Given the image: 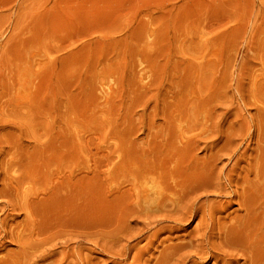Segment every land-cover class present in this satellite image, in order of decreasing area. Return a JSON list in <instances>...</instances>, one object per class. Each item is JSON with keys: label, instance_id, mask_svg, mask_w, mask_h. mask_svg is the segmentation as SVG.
<instances>
[{"label": "rangeland", "instance_id": "374dc122", "mask_svg": "<svg viewBox=\"0 0 264 264\" xmlns=\"http://www.w3.org/2000/svg\"><path fill=\"white\" fill-rule=\"evenodd\" d=\"M262 180L264 0H0V264H264Z\"/></svg>", "mask_w": 264, "mask_h": 264}, {"label": "bare ground", "instance_id": "6f19581e", "mask_svg": "<svg viewBox=\"0 0 264 264\" xmlns=\"http://www.w3.org/2000/svg\"><path fill=\"white\" fill-rule=\"evenodd\" d=\"M186 135H187V134H186ZM188 137H189V136H188ZM191 137H192V136H191ZM193 137H194V136H193ZM193 137H192V138H193ZM198 137H199V136H198ZM198 137H197V138H198ZM175 138H176V137H175ZM181 138H182V137H181ZM189 138H190V137H189ZM195 138H196V137H195ZM200 138H201V137H200ZM200 138H199V139H200ZM179 139H180V137H179ZM186 139H187V137H186ZM186 139H185V140H186ZM169 140H170V139H169ZM181 140H182V139H181ZM187 140H188V139H187ZM190 140H191V139H190ZM193 140H194V139H193ZM204 140H205V139H204ZM174 141H175V140H174ZM178 141H180V140H178ZM182 141H183V140H182ZM171 142H172V141H171ZM202 142H203V141H202ZM183 143H185V142H183ZM186 143H187V142H186ZM188 143H189V142H188ZM191 143H192V141H191ZM165 144H166V143H165ZM168 144H169V143H168ZM171 144H172V143H171ZM203 144H204V143H203ZM182 145H183V144H182ZM185 145H186V144H185ZM185 145H184V147H185ZM194 145H195V144H194ZM189 146H190V145H189ZM198 146H199V145H198ZM171 147H172V146H171ZM175 147H176V146H175ZM192 147H193V146H192ZM169 150H170V149H169ZM182 150L185 151L186 149L183 148ZM149 151H150V150H149ZM195 151H196V150H195ZM195 151H194V152H195ZM151 152H152V151H151ZM162 152H163V151H162ZM164 152H165V151H164ZM178 152L180 153V151H178ZM208 152H209V151H208ZM187 153H188V152H187ZM190 153H191V151H190ZM172 154H173V153H172ZM172 154H171V155H172ZM182 154H184V152L181 153V155H182ZM210 154H211V153H210ZM161 155H162V154H161ZM176 155H177V154H176ZM178 155H179V154H178ZM178 155H177V156H178ZM181 155H180V158H182ZM215 155H216V154H215ZM174 156H175V155H174ZM174 156H173V157H174ZM194 156H195V155H194ZM206 156H207V155H206ZM167 157H168V156H167ZM186 158H187V155H186ZM190 158H191V157H190ZM211 158H212V157H211ZM214 158H215V157H214ZM164 159H165V158H164ZM184 159H185V158H184ZM168 160H170V159H168ZM175 160H176V159H175ZM186 160H189V159H186ZM196 160H197V159H196ZM173 161H174V160H173ZM176 161H177V160H176ZM197 161H198V160H197ZM197 161H196V162H197ZM178 162H179V160H178ZM192 162H194V161H192ZM209 162H210V161H209ZM161 163H162V162H161ZM176 163H177V162H176ZM184 163H185V162H183V164H184ZM186 163H187V162H186ZM197 163H198V162H197ZM197 163H196V164H197ZM187 164H188V163H187ZM212 164H213V163H212ZM155 165H156V164H155ZM164 165H165V163H164ZM172 165H174V164H172ZM189 165H190V164H189ZM205 165H206V161H205ZM205 165L202 166V167L204 168ZM235 165H236V163H235ZM260 165H261V164H260ZM148 166H149V165H148ZM167 166H168V165H167ZM169 166H170V165H169ZM180 166H182V165H180ZM144 167H147V166L144 165ZM156 167H157V166H156ZM160 167H161V166H160ZM170 167H171V166H170ZM175 167H176V166H175ZM184 167H186V166H184ZM200 167H201V166H200ZM221 167H222V166H221ZM127 168H128V167H127ZM173 168H174V167H173ZM176 168H177V167H176ZM176 168H175V169H176ZM197 168H198V167H197ZM197 168H196V170H197ZM205 168H206V167H205ZM146 169H147V168H146ZM164 169H165V168H164ZM164 169H163V170H164ZM179 169H180V168H179ZM181 169H182V168H181ZM192 169H193V168H192ZM212 169H213V168H212ZM124 170H125V169H124ZM140 170H141V169H140ZM150 170H151V169H150ZM157 170H158V169H157ZM215 170H216V169H215ZM134 171H135V170H134ZM155 171H156V170H155ZM164 171H165V170H164ZM180 171H181V170H180ZM204 171H205V170H204ZM170 172H171V171H170ZM178 172H179V171H178ZM185 172L188 173L189 171H186V170L184 169V173H185ZM191 172H192V171H191ZM191 172H190V173H191ZM196 172H197V171H196ZM206 172H207V171H206ZM259 172H260V171H259ZM144 173H145V170H144ZM148 173H150V172L148 171ZM148 173H147V176H148ZM156 173H157V172H156ZM173 173H174V171H173ZM212 173H213V172H212ZM255 173H256V172H255ZM255 173H254V174H255ZM29 174H30V173H29ZM152 174H153V173H152ZM159 174H160V172H159ZM168 174H169V173H168ZM171 174H172V173H171ZM171 174H170V175H171ZM179 174H180V173H179ZM182 174H183V173H182ZM191 174H192V173H191ZM191 174H190V175H191ZM204 174H205V172H204ZM247 174H248V173H247ZM247 174H246V175H247ZM30 175H31V174H30ZM140 175H141V174H140ZM140 175H139V176H140ZM145 175H146V174H145ZM157 175H158V174H157ZM170 175H169V177H170ZM175 175H176V173H175ZM208 175H210V174H208ZM142 176H144V175H142ZM150 176H151V174H150ZM155 176H156V175H155ZM199 176H200V175H199ZM218 176H219V175H218ZM244 176H245V175H244ZM29 177H30V176H29ZM45 177H46V176H45ZM151 177H152V176H151ZM153 177H154V175H153ZM161 177H162V176H161ZM161 177L158 176V178H161ZM169 177H168V178H169ZM173 177H174V176H173ZM178 177H180L179 180H178L177 176H176L177 180L172 178L173 183L170 182V184H166V183L164 184V183L158 182L159 180H157V179H154V181H153V180L150 181V183H153V184H154V185H149V188H151L150 186L154 187V188H153V189H154V190H153V195H154V194H155V195L153 196L152 193H151V196H153L154 198H155V196H156V199H153V201L155 200V202H154V205H155V206L152 205V204H153V203H152L153 201L150 202L151 204H148L149 202L146 204L147 201H144V204H146V206H148V205H149V206L152 205L153 208H155V210H156V208H157L158 211L161 210V212H162V211H166V212H167V211L169 210V213H170V214H171V212H172V213H173V212H176L175 214H177V212H178L177 210H180V214H179V215H181V218H180V219H182V220L190 219L191 216L197 217V214H198V212H199V211H198L199 208L196 209L195 206H194L193 208H187V206H186V209H178L179 207L182 208V207L180 206V204L178 205V203L181 202V198L183 197V196L181 197L180 195H184V193H185V192L187 191V189H188L187 183H188L189 181H192V179H190L189 177H187L185 174H184V175H178ZM129 178H130V176H129ZM134 178H137V177H134ZM139 178H140V177H139ZM144 178H146V177L144 176ZM144 178H143V179L141 178V179L144 181V180H145ZM155 178H156V177H155ZM163 178H164V177H163ZM165 178H166V177H165ZM165 178H164V179H165ZM181 178H182V179H181ZM192 178H193V175H192ZM195 178H196V177H195ZM219 178H220V177H219ZM227 178H228V177H227ZM255 178H256V177H255ZM29 179H30V178H29ZM151 179H153V178H151ZM164 179H162V180H164ZM170 179H171V177H170ZM203 179H204V178H202V180H203ZM206 179H207V178H206ZM238 179H239V178H238ZM8 180H9V179H8ZM8 180H7V181H8ZM134 180H135V179H134ZM155 180H157V182H155ZM165 180H166V179H165ZM200 180H201V179H200ZM235 180H237V179H235ZM11 181H12V180H11ZM131 181H132V180H131ZM138 181H139V180H138ZM148 181H149V180H148ZM203 181H204V180H203ZM205 181H206V180H205ZM212 181H213V180H212ZM237 181H238V180H237ZM262 181H264V180H262ZM135 182H137V181H135ZM139 182H140V181H139ZM141 182H142V181H141ZM141 182H140V184H142ZM167 182H168V181H167ZM196 182L199 183L198 180H196ZM200 182H201V181H200ZM206 182H207V181H206ZM213 182H214V181H213ZM219 182H220V181H219ZM238 182H239V181H238ZM243 182H244V181H243ZM252 182H253V181H252ZM145 183H147V182L145 181ZM194 183H195V182H194ZM194 183H192L193 186H195ZM210 183H211V182H210ZM220 183H221V182H220ZM255 183H256V182H255ZM260 183H261V182H260ZM118 184H119V183H118ZM127 184H128V182H127ZM129 184H130V183H129ZM136 184H137V183H136ZM148 184H149V183H148ZM6 185H7V184H6ZM11 185H12V184H11ZM143 185L145 186L144 183H143ZM188 185H190V184H188ZM214 185H215V184H214ZM226 185H227V184H226ZM237 185H238V184H237ZM259 185H260V184H259ZM134 186H135V185H134ZM144 186H141V187H144ZM197 186H199V185H197ZM222 186H223V185H222ZM243 186H244V183H243ZM14 187H15V186H14ZM141 187H140V188H141ZM147 187H148V185H147ZM147 187H146V188H147ZM191 187H192V186H191ZM202 187H203V186H202ZM202 187H201V188H202ZM211 187H212V186H211ZM223 187H224V186H223ZM244 187H245V186H244ZM244 187H243V188H244ZM17 188H18V187H17ZM55 188H56V187H55ZM115 188H116V187H115ZM118 188H119V187H118ZM127 188H128V187H127ZM138 188H139V187H138ZM138 188H135V189H138ZM146 188H144V189L142 190V192H141V190H140V192H141V197L143 196V198L146 197V196H148V195H149V192L151 191V190L148 191V190H147L148 188H147V189H146ZM189 188H190V186H189ZM201 188H200V189H201ZM204 188L207 189V186L204 187ZM209 188H210V187H209ZM218 188H219V186H218ZM243 188H242V189H243ZM250 188H251V187H250ZM258 188H259V187H258ZM9 189H10V188H9ZM15 189H16V188H15ZM58 189H59V188H58ZM116 189H117V188H116ZM131 189H133V186H132ZM151 189H152V188H151ZM195 189H196V188H195ZM195 189H194V190H195ZM211 189H212V188H211ZM247 189H248V188H247ZM60 190H61V189H60ZM114 190H115V189H114ZM119 190H120V188H119ZM138 190H139V189H138ZM138 190H136V191H138ZM189 190H190V189H189ZM189 190H188V191H189ZM208 190H209V189H208ZM254 190H255V189H254ZM129 191H130V190H129ZM196 191H197V190H196ZM215 191H216V190H215ZM248 191H249V190H248ZM251 191H252V190H251ZM15 192H16V191H15ZM47 192H48V191H47ZM56 192H57V191H56ZM120 192H121V191H120ZM134 192H135V191H134ZM138 192H139V191H138ZM140 192H139V194H140ZM207 192H208V191H207ZM122 193H123V192H122ZM126 193H127V191H126ZM130 193H131V191H130ZM132 193H133V192H132ZM132 193H131V194H132ZM191 193H194V191H192V192L190 191V194H189L190 196H192ZM201 193H202V192H201ZM213 193H214V192H213ZM248 193H250V192H248ZM260 193H261V192H260ZM123 194H124V193H123ZM134 194H135V193H134ZM136 194H137V193H136ZM187 194H188V193H187ZM226 194H227V193H226ZM241 194H242V193H241ZM244 194H245V193H244ZM258 194H259V192H258ZM262 194H264V193H262ZM51 195H53V194H51ZM189 195H187V196H189ZM203 195H204V194H203ZM223 195H224V194H223ZM252 195H253V194H252ZM130 196H131V195H130ZM137 196H139V195H137ZM151 196H150V199L153 198V197H151ZM215 196H216V195H215ZM233 196H234V195H233ZM243 196H244V195H243ZM260 196H261V195H260ZM48 197H49V196H48ZM92 197H93V196H92ZM131 197H132V196H131ZM239 197H240V195H239ZM245 197H246V196H245ZM254 197H257V196H254ZM261 197H262V196H261ZM132 198H133V197H132ZM135 198H136V195H135ZM146 198H147V197H146ZM148 198H149V197H148ZM183 198H184V197H183ZM203 198H204V197H203ZM250 198H251V197H250ZM24 199H25V198H24ZM24 199H23V200H24ZM89 199H90V198H89ZM112 199H113V198H112ZM139 199H140V196H139ZM139 199H138V200H139ZM144 199H145V198H144ZM187 199H188V198L186 197V201H187ZM206 199H207V198H206ZM122 200H123V199H122ZM129 200H130V199H129ZM138 200H137L136 203L139 204V202L142 201V198H141V201L139 200V202H138ZM145 200H146V199H145ZM239 200H241V199H239ZM246 200H247V199H246ZM260 200H261V198H260ZM44 201H45V200H44ZM61 201H62V199H61ZM87 201H88V200H87ZM90 201H91V200H90ZM134 201H136V199H135ZM148 201H149V199H148ZM258 201H259V200H258ZM258 201H257V202H258ZM30 202H31V201H30ZM32 202H33V201H32ZM191 202H193V201L191 200ZM197 202H198V201H197ZM211 202H213V201H211ZM225 202H226V201H225ZM188 203H189V202H188ZM229 203H230V202H229ZM255 203H256V202H255ZM47 204H48V203H47ZM129 204H131V203H129ZM138 204H136V205L138 206ZM184 204L186 205V203H183V205H184ZM209 204H210V203H209ZM227 204H228V203H227ZM22 205H23V204H22ZM136 205H135V206H136ZM142 205H143V202H142ZM142 205H140V206H142ZM188 205H189V204H188ZM191 205H192V204H191ZM215 205H216V204H215ZM221 205H223V204H221ZM249 205H250V204H249ZM249 205H248V206H249ZM252 205H253V204H252ZM84 206H85V205H84ZM115 206H116V205H115ZM125 206L127 207V205H125ZM135 206H134V207H135ZM140 206H138V207H140ZM178 206H179V207H178ZM205 206H206V205H205ZM223 206H225V205H223ZM238 206H239V205H238ZM248 206H247V207H248ZM132 207H133V205H132ZM183 207H184V206H183ZM189 207H190V206H189ZM191 207H192V206H191ZM196 207H197V206H196ZM211 207H213V206H211ZM219 207H220V206H219ZM242 207H243V206H242ZM256 207H257V206H256ZM151 208H152V207H151ZM153 208H152V209H153ZM201 208H202V207H201ZM237 208H238V207H237ZM237 208H236V209H237ZM254 208H255V207H254ZM118 209H119V208H118ZM136 209H137V208H136ZM138 209H139V208H138ZM148 209H149V208H148ZM148 209H147V210H148ZM152 209H151V210H152ZM216 209H217V208H216ZM216 209H215V211H216ZM250 209H252V207H251ZM54 210H55V209H54ZM121 210H122V209H121ZM124 210H125V209H124ZM131 210H132V208H131ZM141 210H143V209L141 208ZM205 210H206V209H205ZM219 210H220V208H219ZM221 210H222V209H221ZM223 210H224V208H223ZM245 210H246V209H245ZM40 211H41V210H40ZM115 211H116V210H115ZM143 211H144V210H143ZM149 211H150V209H149ZM153 211H154V209H153ZM212 211H214V210H212ZM235 211H236V210H235ZM248 211H249V210H248ZM251 211H252V210H251ZM56 212H57V211H56ZM132 212H133V211H132ZM151 212H152V211H151ZM155 212H156V211H155ZM166 212H164V214H165ZM200 212H201V211H200ZM208 212H209V211H208ZM210 212H211V211H210ZM219 212H221V211H219ZM246 212H247V211H246ZM249 212H250V211H249ZM116 213H117V212H116ZM126 213H127V212H126ZM144 213H146V212H144ZM147 213H148V212H147ZM149 213H150V212H149ZM169 213H168V215H169ZM178 213H179V212H178ZM202 213H203V212H202ZM205 213H206V212H205ZM232 213H233V212H232ZM236 213H237V212H236ZM255 213H256V212H255ZM258 213H260V212H258ZM262 213H264V212H262ZM28 214H29V213H28ZM30 214H31V213H30ZM118 214H119V213H118ZM131 214H133V213H131ZM138 214H139V213H138ZM140 214H141V213H140ZM142 214H143V213H142ZM161 214H162V213H161ZM175 214H174L173 216H175ZM239 214H240V213H239ZM247 214H248V213H247ZM60 215H61V214H60ZM119 215H120V214H119ZM144 215H145V214H144ZM146 215H147V214H146ZM158 215H159V214H158ZM179 215H178V216H179ZM207 215H209V214H207ZM218 215H219V214H218ZM237 215H238V214H237ZM245 215H246V214H245ZM254 215H255V214H254ZM45 216H46V215H45ZM121 216H122V214H121ZM124 216H127V215L124 214ZM132 216H133V215H132ZM154 216H155V215H154ZM171 216H172V214H171ZM173 216H172V217H173ZM178 216H177V219L180 217V216H179V217H178ZM200 216H201V215H200ZM200 216H199V217H200ZM211 216H212V215H211ZM216 216H217V215H216ZM224 216H225V215H224ZM249 216H250V215H249ZM42 217H43V216H42ZM114 217H115V216H114ZM144 217H146V216H144ZM148 217H149V216H148ZM167 217H168V216H167ZM167 217H166V219H167ZM172 217H170V218H172ZM185 217H186V218H185ZM208 217H209V216H208ZM220 217H221V216H220ZM231 217H232V216H231ZM241 217H242V216H241ZM247 217H248V216H247ZM252 217H253V215H252ZM262 217H264V216H262ZM50 218H51V216H50ZM140 218H141V217H140ZM140 218H139V219H140ZM184 218H185V219H184ZM197 218H198V217H197ZM28 219H29V218H28ZM40 219H41V218H40ZM48 219H49V218H48ZM78 219H79V218H78ZM120 219H121V218H120ZM146 219H147V218H146ZM146 219H145V220H146ZM172 219H173V218H172ZM209 219L212 220V218H210V217H209ZM215 219H216V218H215ZM227 219H228V218H227ZM229 219H230V218H229ZM245 219H246V218H245ZM250 219H251V218H250ZM31 220H32V219H31ZM44 220H45V218H44ZM46 220H47V219H46ZM123 220H124V219H123ZM126 220H127V219H126ZM129 220H130V219H129ZM134 220H135V219H134ZM136 220H137V219H136ZM153 220H154V218H153ZM159 220H160V219H159ZM173 220H176V219H173ZM199 220H202V219H199ZM47 221H48V220H47ZM53 221H54V220H53ZM177 221H178V220H177ZM189 221H190V220H189ZM202 221H203V220H202ZM202 221H201V222H202ZM217 221H218V220H217ZM220 221H222V220H220ZM234 221H235V220H234ZM236 221H237V220H236ZM249 221H250V220H249ZM253 221H256V220H253ZM29 222H30V221H29ZM34 222H36V221L34 220ZM136 222H137V221H136ZM147 222H149V221H147ZM174 222H175V221H174ZM180 222H181V221H180ZM237 222H238V221H237ZM245 222H246V221H245ZM124 223H125V222H124ZM126 223H127V221H126ZM159 223H160V222H159ZM182 223H183V222H182ZM229 223H230V222H229ZM35 224H36V223H35ZM200 224H201V223H200ZM232 224H233V223H232ZM246 224H247V223H246ZM130 225H131V223H130ZM161 225H162V224H161ZM178 225H179V224H178ZM194 225H195V224H194ZM198 225H199V223H198ZM202 225H203V224H202ZM217 225H219V224H217ZM226 225H227V224H226ZM237 225H239V224H237ZM240 225H241V224H240ZM35 226H36V225H35ZM141 226H143V225L141 224ZM150 226H151V225H150ZM170 226H171V225H170ZM175 226H176V225H175ZM185 226H186V225H185ZM205 226H206V225H205ZM222 226H223V225H222ZM255 226H256V225H255ZM255 226H254V229H256ZM261 226H262V225H261ZM32 227H33V226H32ZM36 227H39V226H36ZM36 227H35V228H36ZM60 227H61V226H60ZM126 227H127V225H126ZM128 227H129V226H128ZM128 227H127V230H128V231H129V230L131 231V229H128ZM132 227H133V226H132ZM135 227H136V226H135ZM137 227H138V226H137ZM137 227H136V229H137ZM153 227H154V226H153ZM171 227H172V226H171ZM177 227H178V226H177ZM196 227L198 228L199 226L196 225ZM213 227H214V226H213ZM220 227H221V226H220ZM232 227H233V226H231V228H232ZM237 227H238V226H237ZM240 227H241V226H240ZM250 227H251V226H250ZM258 227H259V225H258ZM48 228H49V227H48ZM54 228H55V227H54ZM129 228H130V227H129ZM139 228H140V227H139ZM142 228H143V227H142ZM146 228H148V227H146ZM165 228H166V227H164V230H165ZM168 228H170V227L168 226ZM168 228H166V229H168ZM197 228H196V229H197ZM199 228H200V227H199ZM248 228H249V227H248ZM37 229H38V228H37ZM49 229H50V228H49ZM144 229H145V228H144ZM149 229H150V227H149ZM152 229H153V228H152ZM154 229H155V228H154ZM174 229H175V228H174ZM174 229H172V230H174ZM192 229H193V228H192ZM202 229H203V228H202ZM232 229H233V228H232ZM235 229H236V228H235ZM238 229H239V228H238ZM242 229H243V228H242ZM244 229H245V227H244ZM32 230H33V229H32ZM44 230H45V229H44ZM58 230H60V229H58ZM61 230H62V228H61ZM122 230H123V229H122ZM161 230H163V229H161ZM164 230H163V231H164ZM198 230H199V229H198ZM219 230H220V229H219ZM229 230H230V229H229ZM246 230H247V229H246ZM260 230H261V229H260ZM33 231H35V229H34ZM33 231H32V232H33ZM45 231H47V230H45ZM45 231H44V232H45ZM128 231H127V232H128ZM159 231H160V230H159ZM190 231H191V230H190ZM192 231H193V230H192ZM208 231H209V230H208ZM210 231H211V230H210ZM222 231H223V230H222ZM225 231H226V230H225ZM48 232H49V231H48ZM52 232H53V231H51V233H52ZM55 232H56V231H55ZM55 232H54V233H55ZM61 232H62V231H61ZM61 232H59V233L61 234ZM124 232H125V231H124ZM143 232H144V230H143ZM166 232H167V230H166ZM170 232H171V231H170ZM170 232H169V233H170ZM188 232H189V231H188ZM198 232H199V231H198ZM200 232H201V231H200ZM213 232H214V231H213ZM217 232H218V231H217ZM234 232H235V231H234ZM257 232H258V231H257ZM26 233H27V232H26ZM35 233H36V232H35ZM54 233H53V234H54ZM57 233H58V231H57ZM59 233H58V235L60 236ZM141 233H142V232H141ZM158 233H159V232H158ZM180 233H181V232H180ZM185 233H186V232H185ZM205 233H206V232H205ZM223 233H224V232H223ZM228 233H229V232H228ZM250 233H251V232H250ZM33 234H34V233H33ZM36 234H37V233H36ZM40 234H41V233H40ZM150 234H152V233H150ZM156 234H157V233H156ZM190 234H191V233H190ZM195 234H196V233H195ZM208 234H211V233H208ZM255 234H256V233H255ZM259 234H260V233H259ZM26 235H27V234H26ZM26 235H25V236H26ZM125 235H126V234H125ZM128 235H130V234H128ZM128 235H127V236H128ZM134 235H135V234H134ZM143 235H144V234H143ZM178 235H179V234H178ZM181 235H182V233H181ZM242 235H243V234H242ZM244 235H245V234H244ZM256 235H257V234H256ZM17 236H18V235H17ZM41 236H42V234H41ZM50 236H51V238H53L52 235H50ZM54 236H57V234L54 235ZM117 236H119V235H117ZM132 236H133V235H132ZM167 236H169V235H167ZM183 236H184V235H183ZM186 236H187V234H186ZM206 236H207V235H206ZM210 236H212V234H211ZM210 236H209V237H210ZM217 236H218V234H217ZM230 236H231V235H230ZM230 236H229V237H230ZM234 236H235V235H234ZM236 236H238V235L236 234ZM259 236H260V235H258V238H260V240H261V237H259ZM42 237H43V236H42ZM42 237H41V238H42ZM60 237H62V235H61ZM149 237H151V236H149ZM170 237H171V236H170ZM200 237H201V236H200ZM244 237H245V236H244ZM247 237H248V236H247ZM247 237H246V238H247ZM251 237H252V236H251ZM39 238H40V237H39ZM44 238H45V236H44ZM139 238H140V237H139ZM160 238H161V237H160ZM163 238H164V237H163ZM174 238H175V237H174ZM178 238H179V237H178ZM194 238H195V237H194ZM202 238H203V237H202ZM253 238H254V237H253ZM262 238H264V237H262ZM19 239H20V238H19ZM19 239H18V240H19ZM21 239H22V236H21ZM21 239H20V240H21ZM25 239H26V238H25ZM29 239H30V238H29ZM29 239H28V240H29ZM34 239H35V238H34ZM37 239H38V238H36V241H37ZM112 239H113V238H112ZM151 239H152V238H151ZM168 239H169V238H168ZM186 239H188V238H186ZM192 239H193V238H192ZM195 239H196V238H195ZM197 239H198V238H197ZM210 239H211V238H210ZM214 239H216V238H214ZM221 239H222V237H221ZM223 239H224V238H223ZM230 239H231V237H230ZM240 239H241V238H240ZM242 239H243V238H242ZM255 239H256V238H255ZM44 240H45V239H44ZM58 240H59V238H58ZM127 240H128V239H127ZM137 240H138V239H137ZM148 240H149V239H148ZM153 240H154V239H153ZM161 240H162V239H160V241H161ZM166 240H167V239H166ZM181 240H182V239H181ZM189 240H190V239H189ZM200 240H201V239H200ZM205 240H206V239H205ZM217 240H218V239H217ZM248 240H249V239H248ZM253 240H254V239H253ZM260 240H259V241H260ZM40 241H41V239H40ZM40 241H38V243H39ZM46 241H48V239H47ZM50 241H51V239H50ZM146 241H147V239H146ZM168 241L171 242V240H168ZM172 241H173V240H172ZM174 241H175V240H174ZM179 241H180V240H179ZM182 241H183V240H182ZM191 241H192V240H191ZM219 241H220V237H219ZM229 241H230V240H229ZM244 241H245V240H244ZM249 241H250V240H249ZM257 241H258V240H257ZM259 241H258V242H259ZM262 241H264V240H262ZM21 242H22V241H21ZM21 242H20V243H21ZM158 242H159V240H158ZM176 242H177V241H176ZM180 242H181V241H180ZM186 242H187V241H186ZM186 242H185V243H186ZM188 242H189V241H188ZM198 242H199V241H198ZM225 242H226V241H225ZM231 242H232V241H231ZM251 242H252V241H251ZM254 242L256 243V241H254ZM254 242H253V244H254ZM47 243H48V242H47ZM54 243H55V242H54ZM54 243H53V244H54ZM112 243H113V242H112ZM146 243H147V242H146ZM150 243H151V242H150ZM160 243H161V242H160ZM163 243H164V242H163ZM171 243H172V242H171ZM189 243H191V242H189ZM193 243H194V242H193ZM193 243H192V244H193ZM210 243H211V242H210ZM217 243H219V242L217 241ZM220 243L222 244L221 241H220ZM237 243H238V242H237ZM240 243H241V242H240ZM247 243H248V242H247ZM259 243H261V242H259ZM40 244H42V243H40ZM51 244H52V243H51ZM175 244H176V247H177L178 244H177V243H175ZM175 244H173V245H175ZM186 244H187V243H186ZM198 244H199V243H197V245H198ZM206 244H207V243H206ZM249 244H250V242H249ZM261 244H264V242H262ZM261 244H260V245H261ZM29 245H30V244L28 243V246H29ZM42 245H43V244H42ZM48 245H49V244H48ZM56 245H57V244H56ZM134 245H135V244H134ZM158 245H159V243H158ZM189 245H190V244H189ZM197 245H196V246H197ZM208 245H209V244H208ZM208 245H207V246H208ZM222 245H223V244H222ZM225 245L227 246L226 243H225ZM260 245H258V247H259ZM37 246H38V245H37ZM219 246H220V245H219ZM231 246H232V245H231ZM242 246H243V245H242ZM245 246H246V245H245ZM253 246H254V245H253ZM261 246H262V245H261ZM24 247H25V246H24ZM54 247H55V246H54ZM129 247H130V246H129ZM171 247H172V246H171ZM171 247H170V248H171ZM181 247H183V246H181ZM189 247H190V246H189ZM194 247H195V246H194ZM194 247H193V249H195ZM221 247H222V246H221ZM227 247H228V246H227ZM229 247H230V245H229ZM229 247H228V248H229ZM233 247H234V246H233ZM249 247H250V246H249ZM256 247H257V246H256ZM32 248H34V246H33ZM46 248H47V247H46ZM153 248H154V247H153ZM161 248H162V247H161ZM167 248H168V247H167ZM207 248H208V247H207ZM214 248H215V246H214ZM228 248H226V249H228ZM237 248H238V247H237ZM131 249H132V248H131ZM136 249H137V248H136ZM165 249H166V248H165ZM187 249H188V247H187ZM190 249H191V247H190ZM197 249H198V247H197ZM211 249H213V248H211ZM224 249H225V248H224ZM226 249H225V250H226ZM235 249H236V248H235ZM248 249H251V248H248ZM253 249H254V247H253ZM253 249H252V250H253ZM259 249H260V247L257 248V250H259ZM29 250H30V249H29ZM29 250H27V251H29ZM35 250H36V249H35ZM39 250H41V249L39 248ZM39 250H38V248H37V251H39ZM123 250H124V249H123ZM125 250H126V249H125ZM128 250L130 251V248H129ZM158 250H159V249H158ZM171 250H172V249H171ZM178 250H179V249H178ZM199 250H200V249H199ZM199 250H198V251H199ZM201 250H202V249H201ZM205 250H206V249H205ZM229 250H231V248H230ZM238 250H239V249H238ZM262 250H264V249H262ZM31 251H32V250H31ZM53 251H54V250H53ZM55 251H56V250H55ZM132 251H133V249H132ZM154 251H155V250H154ZM163 251H164V250H163ZM166 251H167V249H166ZM180 251H181V250H180ZM186 251H187V250H186ZM186 251H185V252H186ZM195 251H197V250H195ZM208 251H209V250H208ZM212 251H213V250H212ZM236 251H237V250H236ZM236 251H234V252H236ZM243 251H244V250H243ZM245 251H246V250H245ZM34 252H35V251H34ZM122 252H123V251H122ZM124 252H125V251H124ZM145 252H146V251H145ZM169 252H170V251H169ZM173 252H174V251H173ZM173 252H171V253H173ZM221 252H224V250H221ZM225 252H226V251H225ZM237 252H238V251H237ZM248 252L250 253V254H248V255H253V253H254V251L252 252L251 250H250V251L248 250ZM260 252H261V251H260ZM260 252L258 251V254H259ZM32 253H33V252H32ZM35 253H36V252H35ZM127 253H128V252H127ZM142 253H143V252H142ZM148 253H149V252H148ZM152 253H153V252H152ZM183 253H184V251H183ZM186 253H187V252H186ZM206 253H207V252H206ZM206 253H205V254H200V256H201V255L204 256V255H206ZM213 253H214V252H213ZM226 253H227V252H226ZM230 253H231V252H230ZM44 254H45V253H44ZM47 254H51V253H47ZM47 254H46V256H47ZM150 254H151V252H150ZM157 254H158V253H157ZM165 254H166V253H165ZM175 254H176V252H175ZM192 254H193V253H192ZM198 254H199V252H198ZM208 254H209V253H208ZM221 254H222V253H221ZM236 254H237V253H236ZM238 254H239V253H238ZM238 254H237V255H238ZM258 254H257V259H258ZM143 255H144V254H143ZM146 255H148V254H146ZM161 255H162V254H161ZM177 255H178V254H177ZM185 255H186V254H185ZM185 255H184V257L187 258V256H185ZM188 255H189V253H188ZM212 255L215 256L214 254H212ZM223 255H224V254H223ZM229 255H230V254H229ZM237 255H235L236 258H237ZM246 255H247V254H246ZM248 255H247V256H248ZM254 255H255V254H254ZM254 255H253V257H254ZM43 256H44V255H43ZM154 256H155V255H154ZM170 256H171V255H170ZM172 256H173V255H172ZM213 256H212V257H213ZM220 256H221V255H220ZM230 256H231V255H230ZM239 256H242V255H239ZM255 256H256V255H255ZM259 256H260V255H259ZM262 256H264V253H262ZM262 256H261V257H262ZM53 257H54V256H53ZM140 257H141V256H140ZM144 257H145V256H144ZM144 257H143V258H144ZM155 257H156V256H155ZM168 257H169V256H168ZM173 257H174V256H173ZM177 257H179V256H177ZM181 257H182V256H181ZM197 257H198V256H197ZM206 257H207V256H206ZM218 257H219V256H217V260L219 259ZM231 257H232V256H231ZM32 258H33V257H32ZM48 258H49V257H48ZM131 258H132V257H131ZM138 258H139V257H138ZM182 258H183V257H182ZM215 258H216V256L214 257V259H215ZM229 258H230V257H229ZM236 258H235V260H236ZM240 258H241V257H240ZM246 258H247V257H246ZM250 258H251V260L253 259L251 256H250ZM254 258H256V257H254ZM49 259H50V258H49ZM161 259H162V256H161ZM161 259H160V261H161ZM171 259H172V258H171ZM200 259H201V258H200ZM204 259H206V258H204ZM211 259H212V258H211ZM214 259H213V260H214ZM135 260H136V259H135ZM139 260H140V259H139ZM141 260H142V259H141ZM157 260H159V259H157ZM157 260H156V261H157ZM166 260H167V259H166ZM190 260H191V259H190ZM217 260H216V263H217ZM220 260H222V258H221ZM224 260H225V259L222 260V263H223V264H233V262H234V260H229L228 262H226V261H224ZM145 261H146V260H145ZM148 261H149V260H148ZM163 261H164V260H163ZM167 261H168V260H167ZM181 261H182V260H181ZM223 261H224V262H223ZM244 261H245V260H244ZM254 261H255V263H257L256 259H254ZM259 261H261V260H259ZM262 261H264V259H262ZM262 261H261V262H262ZM133 262H134V261H133ZM135 262H136V261H135ZM171 262H172V261H171ZM173 262H175V261H173ZM190 262H192V261H190ZM197 262H198V261H197ZM242 262H243V261H242ZM245 262H247V260H246ZM250 262H251V263H250ZM250 262H247V264H248V263L252 264L253 261H250ZM261 262H260V263H261ZM1 263H2V262H1ZM46 263H47V261H46ZM159 263H160V262H159ZM181 263H182V262H181ZM192 263H193V262H192ZM213 263H214V262H213ZM234 263H235V262H234ZM255 263H254V264H255ZM51 264H52V263H51ZM131 264H133V263H131ZM140 264H141V263H140ZM142 264H143V262H142ZM144 264H146V263H144ZM150 264H151V263H150ZM167 264H168V263H167ZM171 264H172V263H171ZM182 264H183V263H182ZM185 264H186V263H185ZM195 264H196V263H195ZM199 264H200V263H199ZM235 264H236V263H235ZM258 264H259V263H258Z\"/></svg>", "mask_w": 264, "mask_h": 264}]
</instances>
